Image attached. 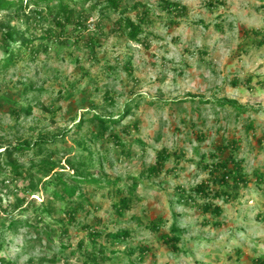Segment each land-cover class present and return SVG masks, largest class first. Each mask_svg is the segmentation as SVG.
I'll use <instances>...</instances> for the list:
<instances>
[{"label":"rangeland","instance_id":"obj_1","mask_svg":"<svg viewBox=\"0 0 264 264\" xmlns=\"http://www.w3.org/2000/svg\"><path fill=\"white\" fill-rule=\"evenodd\" d=\"M170 1L186 6L187 14L162 12L160 0H124L128 6L141 2L152 8L154 22L146 44L111 32L112 18L98 26L94 17L81 29L67 27L69 35L58 31L48 52L22 60L0 76V151L43 135L53 139L67 129L74 131L75 118L87 106L115 115L129 104L131 113L121 117L116 129L132 142L128 154H119L113 139L91 140L90 125L48 147L63 162L77 154L94 173L129 182L146 173L160 151L171 155L162 173L142 177L138 200L123 215L116 212V199L108 189L83 187L90 203L76 222L67 224L68 233L54 223L63 215L59 202L53 217L43 214L39 221L33 207L24 210L27 202L3 213L9 202L24 195L29 182L8 180L1 189L0 258L18 264H83L94 250L91 228L130 232L116 243L97 238L96 249L102 245L110 256L102 261L98 255L101 264H253L264 256V183L257 180V173L264 174V44L258 46L264 38V0H221L213 7L208 5L211 0ZM6 14L1 12L0 20ZM31 31L39 34L43 29L32 26ZM88 35L99 39L94 53L83 42ZM26 85L32 86L27 92ZM68 88L69 96L59 98V90ZM224 100L236 101L246 111L239 114L232 105H221ZM27 106L31 114L19 113ZM233 141L236 151L231 152L232 145L225 150ZM228 156L241 160L247 187H236L231 179L221 185L222 172L205 169ZM38 158L36 149L15 155L36 181L39 175L32 164ZM4 176L15 178L8 169L0 179ZM202 183L230 192L229 199H214L222 215H205L197 206L180 202L183 188L202 203L194 191ZM46 199L42 192L29 197L37 204ZM157 218L165 222L152 231L149 224ZM175 220L183 229L178 253L161 239ZM14 221L21 223L11 227Z\"/></svg>","mask_w":264,"mask_h":264},{"label":"trees","instance_id":"obj_2","mask_svg":"<svg viewBox=\"0 0 264 264\" xmlns=\"http://www.w3.org/2000/svg\"><path fill=\"white\" fill-rule=\"evenodd\" d=\"M263 1V0H262ZM124 0H0V13L6 11L7 14L4 20H0V76H3L9 69L16 67L18 63L27 58L33 60L40 55L48 52L49 42L52 41L54 36H59V32L66 35L67 27L74 26L75 29H81L86 26V23L91 18H96V24L99 26L102 23L112 18V31L126 37L129 41L139 44H146L149 39L150 33L147 31L154 22L152 19V8L141 2H137L131 6ZM222 3L221 0H211L208 4L213 7L216 4ZM162 12L168 14L178 15L183 17L187 14V7L178 2H172L170 0H160L159 6ZM130 13H134L132 16ZM164 19L163 17H160ZM173 23L171 19L167 20ZM42 23L47 26L43 28ZM19 24L25 25L26 28L22 29ZM42 28L43 31L39 34L31 31V27ZM83 42L91 52L96 51V47L99 44V39L95 36L88 35L83 38ZM264 44V38L259 41L258 46ZM110 68V67H109ZM126 69H132V63L128 61L126 63ZM234 85H238L237 80ZM31 85H26L24 90L27 92L31 89ZM71 88L59 90L58 97H68ZM221 105H232L239 114L246 111V108L241 107L233 100H224L219 102ZM97 108V106H92ZM92 108V109H94ZM50 110V108L45 107ZM87 111L84 112L77 121L76 129L65 130L61 136L56 135L49 138L47 135L41 136L38 140L30 142L28 140L18 142L17 144L4 147L0 151V177L6 175V170H10L15 178H9L4 176V179H0V194L1 189L6 187L8 180L15 179H27L28 185L24 188V195L17 198V202H9L2 211L3 213H9L22 206L27 202L24 210L26 211L29 206L33 207V212L36 214L39 221L41 215L48 214L51 217L57 211L55 203L63 204V215L54 220V223H58L62 227L63 233H68L67 224H71L77 221V214L81 209L85 208V203H90L88 196L83 192V187L88 185L94 186L100 189H108L113 197L116 199L114 208L119 215H123L126 211L130 210L133 204L138 200V186L142 177L157 176L162 173L165 163L170 160L171 155L167 150H162L156 157V163L150 166L146 173H142L139 176L131 177V182L121 177L118 178H106L94 173L87 165V161L80 158L77 154L69 155L62 161V158H57L58 152L48 147L49 144L55 143L57 139H63L67 135L78 133L82 131L85 125L93 126L91 129V140H114L117 152L119 154H128L132 147V142L124 140L120 133L117 132V127L120 125L121 117L131 113L132 107L127 104L122 110L118 111L115 115H105L96 110H91L88 106ZM19 113L31 114L32 107H22ZM60 137V138H59ZM232 145L233 150L236 151V141L232 144L225 146V150ZM224 148L221 149V153L224 152ZM36 149L37 156L39 157L33 167L37 168V174L39 179L36 181L32 170H23L22 166L17 163L15 155L23 153L26 150ZM203 158H205L203 156ZM67 169L71 170L70 173ZM205 169L209 172L215 173L218 171L220 174V184L229 185L230 179L233 184L238 186L247 187L249 179L244 171L241 160H235L232 156L219 160L212 166L205 165ZM260 183H264V174L257 173ZM18 191V188H16ZM203 183L198 185L194 191L197 195H201L203 202H197V198L193 197L190 193H187L185 189L179 188L180 202L189 203L195 205L203 214H210L212 216H220L223 214V208L214 202V199H229L230 192L223 190H214ZM14 192V190H12ZM42 192L47 196L48 200L42 201L41 204L33 203V200L29 201V197L36 193ZM33 199V198H32ZM3 196H0V206L2 207ZM67 217V219L65 218ZM163 218H157L152 220L149 227L152 231H158L164 224ZM20 221L11 222L10 226L14 227ZM216 225V224H215ZM89 236L92 239L94 250L88 254L83 264H101L100 260L106 261L110 259L107 254V248L102 245H97V238H104L105 240L121 241L127 239L130 236L128 230H120L116 233L105 232L104 230L90 229ZM47 236H51V233H47ZM183 229L178 225L175 220L171 225L170 232L161 235V239L167 244L170 249L178 253L180 252V243L182 242ZM82 243L79 245L81 246ZM144 250V248L142 249ZM115 253V252H112ZM133 254V250L128 253L129 256ZM0 264H18L12 260H6L0 258ZM253 264H264V256L258 258Z\"/></svg>","mask_w":264,"mask_h":264}]
</instances>
